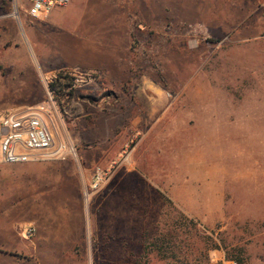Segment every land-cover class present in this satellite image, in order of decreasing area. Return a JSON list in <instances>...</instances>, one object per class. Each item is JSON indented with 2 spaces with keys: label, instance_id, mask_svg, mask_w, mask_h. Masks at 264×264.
Here are the masks:
<instances>
[{
  "label": "rangeland",
  "instance_id": "obj_1",
  "mask_svg": "<svg viewBox=\"0 0 264 264\" xmlns=\"http://www.w3.org/2000/svg\"><path fill=\"white\" fill-rule=\"evenodd\" d=\"M13 2L0 116L57 95L76 157L0 164V264H264V0ZM77 221L75 245L36 244Z\"/></svg>",
  "mask_w": 264,
  "mask_h": 264
},
{
  "label": "built area",
  "instance_id": "obj_2",
  "mask_svg": "<svg viewBox=\"0 0 264 264\" xmlns=\"http://www.w3.org/2000/svg\"><path fill=\"white\" fill-rule=\"evenodd\" d=\"M15 16L19 7L13 0ZM23 9L29 19L44 20L55 9L65 7L70 0H24ZM264 40V35L262 37ZM70 74V73H69ZM72 86H68L71 89ZM55 94L47 92L46 99L33 107L11 110L0 116V162L8 165L23 164L38 159L65 161L75 158L74 146L68 142H56L47 123L58 112ZM35 229L28 227L27 235ZM219 264H238L234 260L221 259Z\"/></svg>",
  "mask_w": 264,
  "mask_h": 264
},
{
  "label": "crops",
  "instance_id": "obj_3",
  "mask_svg": "<svg viewBox=\"0 0 264 264\" xmlns=\"http://www.w3.org/2000/svg\"><path fill=\"white\" fill-rule=\"evenodd\" d=\"M0 164H4L1 163ZM76 179V178H74ZM77 180V179H76ZM78 184V182H77ZM34 200L33 198L27 197L26 201L24 200L23 205H26V209L32 210L30 214L35 215L36 212L34 211V207L31 204V207H29V201ZM78 222V221H77ZM81 222L79 221L77 224L75 223L74 226H72L69 229L60 230L58 231H52L49 232L47 236L43 235L42 232L39 231L36 233L35 242L39 247H70L76 244L77 240L80 238V235L82 234V227ZM4 264H25L23 261L16 259L15 255L10 256L9 261L6 259V261L3 262ZM35 264V263H33ZM39 264V263H38ZM57 264H74L70 262H65L63 260H60Z\"/></svg>",
  "mask_w": 264,
  "mask_h": 264
},
{
  "label": "trees",
  "instance_id": "obj_4",
  "mask_svg": "<svg viewBox=\"0 0 264 264\" xmlns=\"http://www.w3.org/2000/svg\"><path fill=\"white\" fill-rule=\"evenodd\" d=\"M88 100H94L92 97H87Z\"/></svg>",
  "mask_w": 264,
  "mask_h": 264
}]
</instances>
